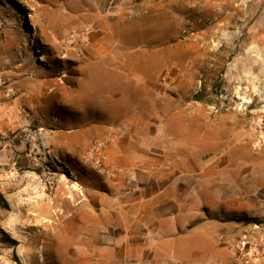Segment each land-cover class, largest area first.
<instances>
[{"label":"rangeland","instance_id":"obj_1","mask_svg":"<svg viewBox=\"0 0 264 264\" xmlns=\"http://www.w3.org/2000/svg\"><path fill=\"white\" fill-rule=\"evenodd\" d=\"M103 25L116 41H105ZM129 27L137 48L165 55L152 66L156 77L174 68L179 76L167 90L175 99L168 116L157 113L146 131L192 133L188 148L208 176L188 185L192 197L207 199L201 209L209 223L222 228L213 241L237 264H264V0H0V82L13 86L35 138L21 144L29 164L16 163L14 182L3 179L0 264H57L40 247L55 248V235L77 224L55 217L61 203L76 192L98 213L100 200L109 208L131 189L134 174L105 157V144L81 137L75 161L50 151L58 131L105 124L92 102L126 88L110 70L126 58L114 64L106 49ZM189 65L199 72L192 83ZM244 217L252 222L238 221Z\"/></svg>","mask_w":264,"mask_h":264},{"label":"crops","instance_id":"obj_2","mask_svg":"<svg viewBox=\"0 0 264 264\" xmlns=\"http://www.w3.org/2000/svg\"><path fill=\"white\" fill-rule=\"evenodd\" d=\"M132 30L127 28L125 37L123 32L118 34V44L106 49L114 64L118 58H126L125 67L110 69L121 75L126 88L122 91L112 88L102 100L92 102L93 114L99 120L102 115L105 124L94 119L86 129L77 124L58 131L50 149L56 158L68 156L75 161L81 137L88 144H105V157L134 174L132 187L108 200L109 208L106 200H100L102 209L98 213L89 201L78 200L80 194L74 192L67 197L54 215L59 219L68 215L66 219L77 224L70 231L55 235V248L48 249L50 244L43 242L40 253L46 251L57 264H237L224 247L213 241L222 228L209 223L213 220L205 207L202 212L201 203L207 199L191 196L188 182L208 176L207 165L193 160L188 148L192 133L146 131L151 129L150 123L157 113L160 117L168 116L167 108L175 99L168 98L167 90L170 86L176 89L179 76L174 68L159 71L156 77L152 66L156 58L165 55L152 53L151 45L146 50L137 48L138 37ZM102 34L106 42L116 41L107 37L105 27ZM184 74L187 82L192 83L199 72L189 65ZM166 77L167 84L161 82ZM156 79L157 89L153 86ZM13 90L11 85L0 88V194L4 192V177L16 173L10 167L17 162L27 165L30 162L21 143L1 139V134L31 120L19 113L20 101L10 96ZM193 218L199 219V223L191 226Z\"/></svg>","mask_w":264,"mask_h":264},{"label":"built area","instance_id":"obj_3","mask_svg":"<svg viewBox=\"0 0 264 264\" xmlns=\"http://www.w3.org/2000/svg\"><path fill=\"white\" fill-rule=\"evenodd\" d=\"M3 86H5V84L3 82H0V88ZM19 113L21 115L28 116V113L23 108L19 109ZM1 135H2L1 137L8 135L9 140H12V141L18 140L23 146H28V147L29 146L31 147L32 143L35 141L34 134L32 133V129L29 123L27 126H24L21 131L14 129V130H10L8 134L3 133ZM32 149H33L32 153L36 152L35 147H33ZM10 170L13 173L16 172V168L13 166L10 167ZM11 181L12 182L15 181L14 177L11 178ZM1 184L2 182L0 181V186Z\"/></svg>","mask_w":264,"mask_h":264},{"label":"trees","instance_id":"obj_4","mask_svg":"<svg viewBox=\"0 0 264 264\" xmlns=\"http://www.w3.org/2000/svg\"><path fill=\"white\" fill-rule=\"evenodd\" d=\"M221 85H222L221 82L217 81V82H214L212 86H213V88H215V89H219V88L221 87ZM200 95H201L200 93L197 94V95H196V98H197V99L200 98ZM53 170H54V169H53ZM238 221H239V222H244V221H245V222H247V223L252 222L251 219H248V218H246V217H244V219L239 218Z\"/></svg>","mask_w":264,"mask_h":264}]
</instances>
